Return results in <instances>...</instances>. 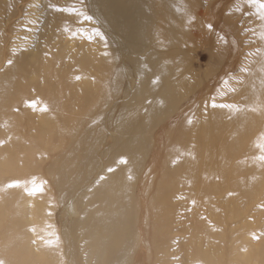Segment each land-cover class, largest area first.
<instances>
[{"label":"bare ground","instance_id":"obj_1","mask_svg":"<svg viewBox=\"0 0 264 264\" xmlns=\"http://www.w3.org/2000/svg\"><path fill=\"white\" fill-rule=\"evenodd\" d=\"M187 1L188 0H43L42 5L40 6L30 3V11L33 7L34 9L33 12H28L30 17L33 16L34 13L36 14L37 11L42 12V21L38 24V21L36 20L37 15L31 19L20 22L19 19L22 17L23 11L26 9L24 4L25 0H0V67L3 69V72L0 75V230L2 227L1 222L4 220V217L8 214L12 217L6 228L9 230L7 234L10 232V236L2 237L3 234L1 235L0 243H2V245H0V247L2 248L3 242L5 241L10 243V246L8 247H13L12 249H14L13 254L15 258L17 260H23L24 262H22V264H57V255H54V253H56L54 250L55 244L51 243L52 232L46 227L47 223L52 220L53 213L51 210H53V208H50L47 201H44L41 198L35 199V194H38V191H33L29 188V181H31L29 178L31 176L28 178L29 181H21L26 175H30L33 171L40 170V167H37L38 162L35 167L32 159L35 160V158L39 157H33L36 153L34 151L40 152L38 148L44 140H48L46 147L48 146L49 151H54L58 148L60 149L64 142H62V144L58 143V141L52 143V140L53 137H57L62 132L63 139L65 141L68 139L70 141V146H74H71L70 151L68 152L69 155L66 157L68 160L63 164L59 172L55 174L54 169L49 171L54 185L58 188V199L60 202H63L64 199L70 196H75V198L78 197V201L82 202L81 204H84V206L89 205L87 209H83L81 208L82 206H80L81 209L77 217V222L74 226H72L73 228H71L72 231L79 234V239L75 242V245L77 247H85L86 250L84 259L81 258V260L77 262L78 264H128L127 260L129 259L131 253L135 250H137L138 254L137 262L135 263L145 264L146 260L150 259V257H148L149 255L147 256V254H142V252H148L146 250L148 239H155L160 230V234H162V224L165 222L164 219L166 218L165 220H167L168 217L169 219L171 218V216L168 215L169 211L167 208L169 210L174 208L171 202H174L173 200H175L178 196L176 190L167 192L163 191L162 183L164 180L175 182L179 181V183L182 182V186L186 187V189L188 188L185 194H188L191 190V195H189L190 198L187 194L185 195L189 198L187 199L188 202L191 199L196 201L195 198H197V200L202 199L206 205L209 206L211 205L210 202H214L213 198L222 193L221 191L224 189L223 187V189L221 188V191L214 190L213 192H205V187L215 184L214 182L212 183V181L217 182V180H215L216 178L213 180L214 175H205L202 169H198V167L202 168V166L206 165V162H209V158L212 157L209 154V150L213 149L215 144H209V148L207 150L208 153H205V142L204 144H199L197 147L195 146V148L192 147L194 149L184 150V154L179 155L180 157H177L178 155H167L166 160L164 161L160 153H164L165 148V141L162 133L156 138V145L153 151V163L151 165L152 167L149 169L151 174L144 177V179H141V185L137 189L138 201L136 202L132 197L133 189L137 185L135 181L140 177L141 173L142 164L140 163V160L144 148L142 147V137L140 135L142 133H150L152 130V123L159 122L161 125L165 121L159 118L166 116V114L168 117L171 114H175L180 120L182 117V119L186 118L187 121L183 120V123L186 124L182 127V129L189 133H195L194 137L196 139H192L193 135L191 137H186L187 140H191L193 142L198 140L205 141V137H210L219 131L213 123H211L213 125L205 123V116H207L205 111L201 110L194 113L190 109L186 110L182 108V110H179L178 108L181 101L188 97L187 93L191 91L188 88L187 92L180 94L181 89L184 90L186 89L185 87H188L187 78L189 76L188 67L186 65L187 62L185 61L189 51H186L188 52L186 56L184 52L182 53L179 51L180 48L184 49L185 45L184 42L181 43L182 40L180 37L182 33L185 35L188 33V30L196 27L195 23H191L192 25L189 23L191 18L196 19L195 21L198 24L203 22L204 18L207 19L205 17V12L204 14L199 12L200 9H197L199 12L198 15L196 13L193 15L191 10L187 7ZM190 2L191 0L188 2L189 6ZM192 4L195 3L191 2V7ZM252 7L255 8L254 6ZM193 8L192 11L195 10H193ZM247 17L249 16L246 15V18ZM199 18H202L203 21H201L202 19L199 20ZM194 19H191V21H194ZM81 22L90 23L93 26L88 30H85L79 26ZM251 23H253L252 20ZM25 25L29 27V30H26L25 27H23ZM204 25L205 24L203 22L202 26ZM206 30L203 29V33ZM194 31L196 30H193V32ZM198 31L201 33L200 28ZM255 31L256 29L254 28V32ZM33 32L37 33L36 43L30 48H25L27 45L25 43L26 34L23 35V33H27L29 35ZM209 34L210 33H208V36ZM211 34L210 36H212ZM194 35L198 36V34ZM214 35L215 34L207 39L210 41L212 38L214 41ZM13 36L18 38L20 42L17 43V46H20V49L16 48L14 51L9 48L10 44L11 47L13 46ZM220 40L224 41V39ZM199 41L200 40H198V42ZM205 41L207 43V40ZM190 42L191 40L189 41V45ZM198 42L192 43H196L198 45ZM212 43L213 42H211V44ZM187 44L188 43H186V45ZM188 47L187 50H189ZM260 55L259 57L261 58ZM252 64L253 61L250 65ZM253 67L255 68L254 64L251 69ZM256 68L253 72L251 71V73L249 72V68L248 77L244 78V82L241 83V85L245 83V89L241 90V92L243 91L245 98L243 101L245 104L239 108L240 113L238 114L240 115V119L238 118L239 122L237 125H228L225 127V132L227 133L235 135L239 131L243 132L246 130L253 132L255 131L257 125L264 120V72H262L260 68ZM127 74L133 78L134 86L137 85L135 94L132 93L133 96L131 95L132 97L129 98L128 94L122 95V91H120L123 87V84L121 86V82L124 81ZM246 75L247 72L245 75L243 74V76ZM119 83L121 89L111 87L112 85H119ZM125 90L123 92H126ZM127 91L130 90L128 89ZM120 95H122L125 104L122 105V108H120V103L119 113L115 111L118 113V119L115 123L114 120L111 121V114L110 117H108V110L111 109L110 107L119 99V97H121ZM236 97L235 91V98ZM241 97L243 98V96ZM239 100L241 99L239 98ZM28 102H33V107L29 110L26 108V103ZM235 102L237 103V101ZM210 111V114H213L212 117H214L212 122H214V119L218 116V114L213 113L214 110ZM34 115L39 116L40 122L35 123L33 118ZM113 115H115V113ZM235 115H237V112ZM114 117L115 116H113V119ZM235 117L236 116L226 115L227 119L232 118L234 120ZM59 122L63 123L62 128L58 126ZM177 123L179 122H176L171 129H165L164 132L169 134L173 128H180V124L176 125ZM2 128L3 131L1 130ZM26 129H28L29 134L34 133L32 137H29L31 134L24 137L22 136L24 140L22 143L17 141V139L14 140L16 136L21 137V130L26 131ZM108 133L112 134L115 142H113V145L107 147L106 150H103L101 155H103L105 161L103 163L99 162L98 164L99 145L103 140L104 135L107 136ZM65 134H67V138L64 137ZM232 137L234 139L235 136ZM58 138L59 137H57V139ZM246 144L247 142L245 145ZM216 145H218L217 142ZM259 146L264 148V135H260L259 137ZM43 147L41 146V148ZM237 147L238 144L236 143L235 148ZM232 148L233 145L231 149ZM217 150H219L218 147ZM229 151L226 150L225 152L224 150L225 154L223 152L222 153L223 155L228 156ZM238 151L241 152L240 149H238ZM175 152L176 151H174V153ZM45 153L46 152H44V154ZM231 153L229 154L231 155ZM114 155L116 156L115 158H113ZM214 155L216 156L217 154ZM181 156L188 157L189 160L187 159L188 161L186 160L187 162H185V158H182L181 161H184V163H180L179 159ZM215 156L213 158H215ZM222 161L223 159L221 162ZM212 162H214L213 159L210 166L213 164ZM158 163H161L163 169L167 170L165 171V173L167 172L165 175L163 173V180L161 178L162 182L159 177L155 182V179L158 176ZM135 164H137V166H133ZM227 164L229 165V162ZM258 164L262 163L258 161ZM240 166L239 169H241ZM246 166L249 168L248 165ZM195 168H197L198 171ZM223 168L226 169L225 165ZM229 168L230 165L228 170ZM235 168L237 173H239L240 170H238L237 167ZM245 168L246 167H244L243 170L244 173L246 172ZM193 169L194 172L196 171V175L200 173V176H194L191 173ZM199 170L202 171L203 175H201ZM221 172L224 171L221 169ZM221 172L219 170V174L217 172V176H219ZM257 172H259V170ZM241 173H239V175H234L240 176ZM53 174L55 175L53 176ZM243 175L241 176L245 177V175ZM222 177L224 178L225 176ZM219 178L221 179V177ZM249 178L250 186L245 184L242 192L246 193L248 197H252L255 191L254 188L261 186L256 181L261 183V181L264 180V177H261L256 173H250ZM222 181L224 182V185H227L224 180ZM20 182L22 185L19 184ZM256 183L258 185H256ZM232 184L234 185V183ZM154 185H156V195L150 198L148 197L145 188L147 187L148 189V187L151 188ZM222 185L220 184V186ZM176 186L175 188L178 189ZM179 189L183 188L179 187ZM71 190L73 192H70ZM263 190L264 189H262V191ZM237 191H240V189H237ZM257 191L258 190L256 188V192ZM69 192L70 194H68ZM48 195L50 196L51 194ZM15 197H18L19 200L16 201ZM232 197H234V195ZM229 198H231V196ZM243 198L245 197L243 196ZM3 201L7 202L8 207L3 203ZM197 202L199 201H196V203L192 205L191 201V203L186 206H194ZM201 203L202 201H200V204ZM198 204L196 206H198ZM261 207L259 209H261ZM27 208H32L28 215L30 216V219H28V216L25 215ZM188 208H186V211ZM78 209L77 212L79 211ZM192 209L190 210L194 216L191 215L192 213L190 216H192L191 218H194L197 214H195V210ZM262 210L263 209H261V212ZM209 211L212 213V210ZM228 211L229 209H227V212ZM240 211L235 213H240ZM244 212L245 211H243V213ZM219 213L221 214L222 212ZM236 214L235 216L237 217L238 215ZM229 215L232 214L230 213ZM212 216L213 215H210V217ZM241 216L242 215H240V217ZM252 217L251 219H253ZM189 218L187 219L186 217L185 219L189 220ZM160 219L163 221L162 223ZM202 219L203 218L199 220L198 218L199 221L197 218L193 219L197 222L195 223L197 226L196 229L194 228L195 230L198 229V222H204V219ZM187 220H185V226ZM213 220H215V217ZM221 220L222 219L217 221L220 223ZM170 221L171 219L166 222L170 223ZM210 221L212 223V220ZM210 221L205 219V222L207 223ZM190 222L191 220L188 223L190 224ZM222 222H224V220ZM150 223L153 224L155 230V234L153 233L152 238L150 237L148 231ZM207 223H203L205 228H207V226L210 228ZM250 223L251 222L247 224ZM135 225L137 226V234L136 236H133L132 230ZM169 225L171 226V223ZM187 226L188 227H186L187 229L185 231H188L189 225ZM202 227L200 226L199 229ZM244 227L241 228L242 231ZM202 229L201 231H203ZM235 229L237 230L239 228H234V230ZM34 230H36V234L39 239L43 241L41 249L42 252L39 257L31 254L28 249V241L30 239L28 232ZM220 230L221 229L219 228V233H221ZM251 230L253 231V229ZM199 231H196V235L200 234ZM197 232L199 234H197ZM209 233L210 232H208V236ZM244 233L241 234L242 238H244L242 236ZM193 234L192 235L195 236V233ZM192 235L190 234V236ZM221 235H223V233H221ZM252 235L253 232L251 237H253ZM238 236L240 238V234H238ZM199 237H202V234H200ZM208 238L209 239L207 240H210V237ZM191 240L194 242V239ZM199 240L201 241V239ZM225 241L227 242V240ZM206 242L207 245L209 241ZM242 242L243 241H241V244ZM201 244L199 243L200 246ZM210 244H208V246H211ZM60 245H62V243ZM185 245H187V243H184V249ZM222 248L224 249L223 246ZM248 248H250L249 245L246 250ZM166 251L167 250H164V252ZM157 252L161 253V250H158ZM205 252L199 251L200 256H198L202 258L201 262L203 259L204 262L207 261L205 259ZM242 252H244V250H242ZM252 252L253 251H251V253ZM81 253H83V250ZM189 253L190 252L187 254ZM202 254H204V258L202 257ZM218 254L221 255V252L219 253L218 251ZM254 254L256 255V253ZM10 255L12 254L10 253L8 255L9 258ZM237 255L236 259L239 261L238 264L250 263L248 258L249 254H247V252L244 254L237 253ZM158 256L159 260L160 256L165 259V254L164 256ZM210 256L212 257V253ZM216 256L214 255V257ZM221 256L223 257V255ZM218 258H220L219 255ZM225 258L227 257L225 256ZM197 259L200 261V258ZM214 260L215 259L213 258V261ZM215 261H219V259ZM223 262H225V260ZM220 263L222 264V262H219V264ZM228 263L230 264V262Z\"/></svg>","mask_w":264,"mask_h":264},{"label":"rangeland","instance_id":"obj_2","mask_svg":"<svg viewBox=\"0 0 264 264\" xmlns=\"http://www.w3.org/2000/svg\"><path fill=\"white\" fill-rule=\"evenodd\" d=\"M42 1L43 0H25L24 4H25L26 9L23 11V15L19 19L20 22L26 21L27 19H31L32 17L37 15L36 20L38 21V24H40L42 21V15H41L42 12L37 11V13L36 14L34 13V15L31 17L28 15L29 14L28 12L30 11L29 8H31L30 7L31 4H35L36 6H40V5H42ZM189 1L190 0L187 1V7L191 10V13L193 15H195V13L198 15L199 12L202 14H204V12H205V14H206L205 17L207 19H205L203 17L204 18V21H203L202 18H199V20L202 19L201 21H203L205 24L204 25L205 27H204V26H202L203 22H201V23L199 22L201 24V27H200V24H198L195 21L196 19L191 18L192 20L194 19L195 22L191 21V19H190L189 23L190 24L195 23L196 27H194L193 29H190L191 32H190V30H188V33L185 35H183V33H182L181 37H180L182 40L181 43L184 42L185 45H184V49L180 48L179 51H181L182 53L184 52L185 56L188 53L186 51H189V54H187L188 58L187 57L185 58V61L187 62L186 65L188 67V74H189V76L187 78V86L188 87H185L186 89H184V90L181 89L180 94H184L185 92H187L188 88L191 91L187 93L188 97H186L185 99H183L181 101L178 108H179V110H182V108L186 109V110L190 109L194 113H196L197 111H201V110L205 111V113H207V116H205V123L210 124V125L214 124V126L217 129H219V131L214 133L210 137H205V141H201V140L197 139L198 141L193 142L191 140H187L186 137L187 136L191 137L193 135L192 139H196L194 137L195 133L194 134L191 132L189 133V132L182 129V127L185 126V124H186V123H183V120L187 121L186 118L182 119L183 118L182 117L180 120V119H178V116H176L175 114H171L169 117L166 114V116L159 118V119L164 120L166 123L164 122L161 125L159 122L152 123V126L151 125L150 126H151L153 131L151 130L150 133H144V134L142 133L140 135L142 137L141 138L142 147L144 148V149L142 148L143 153L141 155V160H140L141 161L140 163L142 164L141 165V173H140V177L137 178V180L135 181V183L137 185L133 189L132 197L134 198V200L136 202L138 201V190L137 189L141 185V179H144V177H147L149 174H151L149 169L152 167L151 165L153 163V158H154L153 151H154V148L156 145V138L158 137V135H160L162 133H163V138L165 141V148H164V153L163 152H160V153H161L162 159L164 161L166 160L167 155H175V156L178 155L177 157H180L179 155L184 154V150L194 149L195 146L197 147L199 144H204L205 142H206L205 143V153H206L208 148H209V144H213V145L215 144L213 149L209 150V154L212 156L209 158V162L205 163L206 164V165H204L205 167L204 166H202V168L198 167V169L199 168L202 169V171H203V173H205V175L206 174H211L212 176L214 175L213 180H214V178H216L215 180H217V182L212 181V183L214 182L215 184H213L211 186L210 185L206 186L204 189L205 192H209V191L213 192L214 190H220L221 191L222 187L224 189L222 188L223 189L221 191L222 193L220 192L221 194L219 193L220 195L215 197L217 199L213 198L215 203L210 202L211 203V205H209L210 207L208 205H206V203L202 199L197 200V198H195V199H196V201H199V202H197V204L199 203L198 204L199 208H198V206H196L197 204L194 205L197 208L194 206L189 207L190 205H188V206H186V205L190 204L191 201H192V205L194 203H196V201H194L192 199L189 200V202L187 200L190 198L189 195H191V190H190V192H188V194L186 193L189 197L188 198L187 196H185L186 195L185 192H187L188 188L186 189V187H183L182 182L179 183V181L175 182V181H165L164 180L162 183L163 184V191L167 192V191L176 190L177 195H178L177 198L175 200H173L174 202L175 201L176 202L175 203L171 202V204L174 206L175 209L172 208L171 210H169L167 208V210L169 211L168 215L171 216V218H170L171 219V221H170L171 226L169 225L170 224L169 222H166V221L170 220L169 217L167 218V220H165L166 218L164 219L165 222H163L161 220L163 218H161L160 219L161 223L163 222L162 234H160L161 230L159 229L160 231H159V233H157L158 236L155 239L154 238L150 239L149 236L147 235V237L149 239L147 242L146 250L148 252L145 253V251H143L144 253L142 252V254H144V255L147 254V256L149 255L148 257H150V259L146 260L145 264H160L162 262L164 264H185V263L186 264L187 263H189V264L190 263L191 264H197V263H199V264H203V263L204 264L205 263L206 264H219V262H222V264L223 263L229 264L228 262H230V264H232V263L238 264L239 261L236 259V257L238 256L237 253L238 254H244L245 252H247V254H249L248 258L250 260V263L248 262V264H256V263L257 264H264V190L262 191V189H264V180H262L263 182L261 181V183L259 181H256L259 185H261V186H258L261 189L258 187H255L256 185H258L256 183V185L254 186L255 187L254 188L255 194L253 193L252 197H248V195L246 193L242 192L243 186H245V184L250 186V178H249L250 173H256L257 175L264 177L263 176V174H264V170H263L264 169L263 168L264 167V148L259 146V137H260V135L261 136L264 135V133H263L264 132V120H262V122L257 125L255 131H253V132L245 130L243 132L239 131L235 135H233L232 133L225 132V127H227L228 125L236 126L237 123L239 122V120H238V118L240 119V115L238 114V113H240L239 108L245 104V102L243 101L245 99L244 95H243V91L241 92L242 89H245L244 88L245 83L243 85H241V83L244 82V80H245L244 78L248 77L249 68H250V71H249L250 73H251V71L253 72L255 70L256 66H257L256 69L264 68V56H262V55H264V49H263L264 48V41H262L260 39V33L262 31H264V21L260 19L259 14L256 11L257 9L253 8L252 5L248 3V0H233V1L232 0H191L192 3H195V4H192V7H191V2L189 3L190 6L188 5ZM205 4H206V6L207 5L208 6L206 7ZM241 5H242V7H241ZM193 7H195V8H193ZM192 8H193V10L194 9L195 10L192 11ZM33 9H34V7L31 9L32 12H33ZM38 9H39V7H38ZM197 9L198 10L200 9L199 12L197 11ZM252 9H253V11H252ZM250 13L251 14L254 13V14L251 15ZM209 14H210V16H209ZM246 15L249 16V17H247L249 19L246 18ZM251 20L253 23H251ZM211 21H212V23H211ZM254 21H255V23H254ZM21 24H23V23H21ZM217 25H218V27H217ZM79 26L81 28H84L85 30H88L93 25H91L90 23L81 22L79 24ZM209 26H211V27H209ZM23 27H25L26 30H29L28 26L25 25ZM199 28L201 29V33L199 32L200 30L198 31ZM202 28L204 30H206V29L207 30L204 31V33H203ZM254 28L256 29L255 32H254ZM208 29H209V31H208ZM193 30H196V31L193 32ZM257 31H259V32H257ZM207 32L210 34L212 32V34H211L212 36H213V34H215L214 35V41L212 38L210 39V41H209V39H207L209 37H212V36H210V34L208 36ZM256 33H258V34H256ZM24 34H26L25 35V39H26L25 43L27 44L25 46V48H30V47L34 46L36 43V40H37V33L33 32V33H30L29 35L27 33H23V35ZM194 34H198V36H195ZM203 35H204V37H203ZM255 35H257V36H255ZM13 37H14L13 46L11 47V44L9 45V48H11L12 51H14L16 48L20 49V46H17V43H20L19 39L15 38V36H13ZM200 37H203V38H200ZM220 39H222V40L224 39V41H221ZM188 40L189 41L191 40L190 45H189ZM198 40H200V41L198 42ZM205 40H207V43ZM203 41H204V43H203ZM192 42H198V45L196 43H192ZM211 42H213V43L211 44ZM258 42H260V43H258ZM186 43H188V44L186 45ZM14 44H15V46H14ZM187 47L189 50H187ZM258 52H260V53H258ZM231 53H232V55H231ZM258 54L259 55L261 54L260 55L261 58L259 57ZM256 59H257V63H256ZM252 61H253L255 68L253 67L251 69V67L253 66V64L250 65L252 63ZM188 62H190L191 64ZM259 64H260V66H259ZM245 69H247L248 71H245ZM2 72H3V69H2V67H0V75L2 74ZM246 72H247V75L243 76V74L245 75ZM262 72H264V71H262ZM122 84H123V87H122V90H120ZM192 84H193V86H192ZM237 84H239L240 86ZM121 86L119 83V85H112L111 87H116L117 89L120 88L119 90L122 91V95L128 94V98L132 97L133 94H135V92H136L135 90L137 89V85L134 86L133 78L128 74L126 75V78L124 79V81L121 82ZM223 86H224V88H223ZM125 89H127V90L129 89L130 91H127ZM124 90L126 92H123ZM235 91H236L237 97L240 95L238 97V99H237V97L235 98ZM122 95H120L121 97H119V99L110 107L112 110L111 109L108 110V113H109L108 117H110V114L112 115L111 121L114 120V122L115 121L117 122L118 113L120 111L119 109L122 108L123 107L122 105L125 104L124 99L122 98ZM200 95H201V97H200ZM241 96H243V98ZM239 98L241 100H239ZM232 99H234V100H232ZM235 101H237V103ZM28 103H30V104H28ZM28 103H26L27 104L26 108L29 110L33 107V102H28ZM120 103H121V106H120ZM210 104H211V106H210ZM114 106L116 107L117 110L115 109ZM119 106H120V108H119ZM34 107H35V105H34ZM228 107H229V109H228ZM210 110H214L213 113L218 114V116L215 117L214 122H212V119L214 117H212L213 114H210V112H211ZM115 111L118 113H116ZM236 112H237V115H235ZM114 113H115V115H113ZM226 115H231V116H236V117L234 120L232 118L227 119ZM113 116H115L114 119H113ZM33 118L35 120V123L40 122V118L38 115H36V116L34 115ZM220 119H221V121H220ZM208 120H210V121H208ZM176 122H179L176 125L180 124L179 125L180 128L179 127L173 128V130L169 134L167 132L166 133L164 132L165 129H168V130L171 129ZM211 123H213V124H211ZM207 124H205V125H207ZM62 125H63V123H60V122L58 123V126H60V128H62ZM221 127H222V129H221ZM259 129H260V133H259ZM1 130L3 131V128ZM154 131H155V133H154ZM21 134H22V135H20L21 137L16 136L14 140L17 139V141L22 143V141H24L22 136L24 137L26 135L31 134L29 137H32L34 133L29 134L28 129H26V131L21 130ZM60 134H61V136H60ZM60 134L57 136V137H59L58 139H57V137H55V138L53 137L52 143L58 141V143L62 144V142H64V144H62V146H61L62 148L60 147V149L58 148V149L54 150L55 152L49 151L48 146L46 147V145L48 144V140L47 141L44 140L43 143H41L39 148H38V150H40V152L42 150L41 153H43V154H41L39 151H34V152H36L35 153L36 155L34 154L33 157L34 158H35V156H39V157L35 158V160L32 159L33 165L35 167H36V163L38 162L37 167H40V170L39 171H33L30 175H26L25 177H23L21 182H23V180L29 181V179H30L31 180V181H29L30 190L38 191V194H35V199L41 198L44 201H47L49 203V206L51 209L53 208V210H51V212L53 213L52 214V220L49 223H47L46 227L48 230H50L52 232L51 243L55 244L54 250L56 253H54V255H57V262L56 263L57 264H72V263L78 264L77 262L80 261L81 258L84 259L85 254H86V250H85V247L84 248L83 247H77L75 245V242L79 239V234L77 232L72 231L71 228H73L72 226H74L77 222V217L80 213V209L81 208L87 209L89 205L84 206V204H81L82 202L78 201V199H77L78 197L75 198V196H70V197L64 199L63 202H60L58 199V188L54 185V182L52 180V177H51L49 171L54 169L55 174L58 173L59 170L62 168L63 164L68 160V159H66V157L69 155L68 152L70 151L71 146H74V145L70 146V141L68 139H66V141L63 139V136H62L63 132ZM166 134H167V137H166ZM143 136H145V137H143ZM232 136H235L236 139H235V137L233 139ZM64 137L67 138L68 137L67 134H65ZM113 138L114 137L112 136L111 133H108L107 136L104 135V138L101 141V143L99 145V149H98L99 150L98 151V156H99L98 157V164H99V162L103 163L105 161L103 155H101V154L103 153V150H106L107 147L113 145V142H115L113 140ZM227 138H228V140H227ZM209 140H211V141H209ZM231 140H233V141H231ZM216 142L218 145L219 144L220 145L219 146L216 145ZM246 142H247V144L245 145ZM44 143H46V144H44ZM236 143L238 144L237 148H235ZM43 144H44V147H43ZM57 144H56V146H57ZM232 145H233V148L231 149ZM41 146L43 148H41ZM192 147H194V148H192ZM217 147L219 150H217ZM238 149H240L241 152H239ZM224 150H225V152H226V150L227 151L230 150L228 152V156L223 155V153L225 154ZM174 151H176L175 152L176 154L174 153ZM37 152H38V154H37ZM44 152H46V153L44 154ZM229 153H231V155ZM259 153H260V155H259ZM214 154H217V155L215 156ZM220 155H222L224 157H222ZM214 156H215V158H213ZM115 157L116 156L114 155L113 158H115ZM217 157L220 158L221 160L223 159V161L221 162V160L218 159ZM182 158L183 159L185 158L184 159L185 162H187L189 160L188 157L181 156V158L179 159L180 163L181 162L184 163V161H181ZM212 159L214 162H212L213 164L210 166ZM237 161L240 162L241 164L238 163ZM258 161H260V163H262L263 165L258 164ZM218 162H221V163H218ZM228 162L230 165L229 170H228L229 165L227 164ZM235 162H237V163H235ZM224 165H225L227 170L225 168H223ZM227 165H228V167H227ZM240 165H242V166H240ZM246 165H248L249 168H247ZM133 166H137V164H135ZM239 166L241 167V169H239ZM243 166L247 168V169L245 168V171H246L245 173H247L248 175L244 173V171H243L244 167ZM220 167H222V168H220ZM235 167H237V169L240 170L239 173L242 172L241 175H243V173H244L245 177H242L241 175L238 176L239 173H237V170ZM195 169L198 171L197 168H195ZM208 169H210V170H208ZM221 169L224 172H221ZM219 170L222 173V175L220 173L221 176L220 175L217 176V172L219 174ZM225 170H226V172H225ZM233 170H234V173H233ZM258 170H259V172H257ZM165 171H167V170L163 169L162 164L158 163V169H157V175L158 176L156 177L155 182L158 180V177L160 178V181H161V178L163 180V177H162L163 173H164V175L167 173V172L165 173ZM202 171L199 170V172H201V175H203ZM195 172L193 169V171L191 173L194 176H200V173H198L196 175ZM55 174H53V176ZM234 174H238V175H234ZM233 175L235 178L233 177ZM222 176H225L224 177L225 179ZM209 177H210V175H209ZM219 177H221V179L224 180L225 184H227V185H224V182ZM231 179H233V180H231ZM21 182L19 183L20 185H22ZM219 183L221 185L223 183V185L220 186ZM232 183H234L235 186ZM170 184H171V186H170ZM174 185L175 186L178 185V186H176V187H178V189L175 188ZM214 185H215V187H214ZM155 186L156 185H154L151 188L148 187V189H147V187L145 188V191L147 192L148 197L152 198L156 195ZM168 186H170V187H168ZM179 187H182L183 189H179ZM233 187H235V188H233ZM236 188L240 189V191H237ZM256 188L258 190L257 192H256ZM45 189H46V194H45ZM47 189H49V190H47ZM157 189H159V188H157ZM83 191H85V190H83ZM231 191H233V192H231ZM50 192H52V193H50ZM70 192H73V191L71 190ZM70 192L68 194H70ZM261 192H263V193H261ZM19 193H20V191H19ZM48 194H51V195L49 196ZM244 194H246L248 198ZM229 195L231 196V198H229L230 197ZM233 195H234V197H232ZM243 196L245 198H243ZM74 198H75V200H74ZM250 198L253 202L250 200ZM255 198H258V199H255ZM15 200L16 201L19 200L18 197H15ZM213 200H211V201H213ZM200 201H202L201 204L203 206L200 204ZM227 201H228V203H227ZM3 203L5 205H7V207H8V204L6 201H3ZM261 205H262V207H261ZM80 206H82V207L80 208ZM84 207H86V208H84ZM183 207H185V208H183ZM218 207H220V208H218ZM260 207H261V209H263L262 212H261V209H259ZM186 208H188L187 211H186ZM207 208H208V211H207ZM230 208L232 211L230 210ZM77 209L79 210L78 212H77ZM181 209H182V211H181ZM190 209L195 210L196 213L195 212L194 213L197 215H195L194 218H197V220H198V218H199V220H201V218H203L204 219V220L202 219L204 221V222L202 221L203 223H207V222H205V219L207 221L212 220V223H211V221L209 223H207V225H209L210 228L206 224L205 225L207 226V228H205L204 224L200 223L201 221L198 222L199 226H198L197 230L198 231L200 230L199 232H200V234H202V237H199L200 234L198 232H197V234H199V235H196L197 230H195V229L197 226L195 225V223H197V222H196V220L195 221L193 220L194 218H191L192 216H194V214L192 213V211ZM220 209L223 211H221ZM227 209H229L228 212H227ZM31 210H32V208H29V209L27 208L25 211V215L28 216L29 212H31ZM209 210H212V213ZM225 211L227 212V214ZM239 211H240V213H237V214L235 213V212H239ZM243 211H245L246 213L245 212L243 213ZM258 211H260L261 213ZM219 212H222V213L220 214ZM201 213L204 215H202ZM230 213L232 215H229ZM190 214L192 216H190ZM235 214L238 216L236 217ZM8 215H9V217H11L10 214H8ZM8 215L6 217H4L5 223H4V220H2V222H1V224H2L1 230L2 231L0 230V237L2 234H3L2 237H9L10 236V232L7 234V232L9 230L6 228L8 226V223L11 221L12 217L9 218ZM210 215H213V216L210 217ZM226 215L228 216V218ZM240 215H242V216L240 217ZM221 216L222 217L224 216V217L222 218ZM186 217H187V219L190 217L189 220L185 219ZM214 217H215V220H213ZM235 217H236V219H235ZM251 217L253 219H251ZM246 218L247 219L249 218L248 221ZM28 219H30V216H28ZM220 219H222V220L219 223L218 221H220ZM239 219H241V220H239ZM185 220H187L186 226H185ZM190 220H191V222L189 224L188 222ZM223 220L226 224L224 222H222ZM230 220L233 222H231ZM213 222H214V224H213ZM249 222H251V223L247 224ZM187 225H189V228H188V231H185L187 229L186 227H188ZM194 225H195V227H194ZM211 225H212V228H211ZM235 225H236V227H235ZM240 225L242 227L245 226L243 231L241 230L242 227ZM200 226L201 227L203 226L202 227L203 229L202 228L201 229L204 232L201 231V229H199ZM256 226H257V228H256ZM166 228H168V229H166ZM219 228L221 229L220 232L223 233V235H221V233H219V231H218ZM234 228H239V229H237V230L235 229L236 230L235 231ZM163 229H165L166 231ZM210 229H212V230H210ZM246 229H248V230H246ZM251 229H253V231ZM148 231H149L150 237L152 238L153 233L155 234V230H154L152 223H150ZM2 232H4V233H2ZM65 232L67 235L65 234ZM208 232H210L209 236H208ZM233 232H235V233H233ZM244 232H246V233H244ZM247 232L250 234H248ZM252 232H253V235H252L253 237H251ZM193 233H195V236L197 238L195 236H193L194 235ZM242 233H244L242 236L245 239L241 237ZM76 234H78V235H76ZM136 234H137V226L135 225L133 227V230H132V235L136 236ZM190 234L191 235L193 234V235L190 236ZM211 234H212V236H211ZM214 234H215V236L216 235L217 236L215 237ZM238 234H240L241 240H240ZM245 234H246V236H245ZM247 234H248V236H247ZM28 235L30 237V239L28 241V249L31 252V254H33L36 257H39V255L42 252L41 249H42L43 241L41 239H39V237L37 236L36 230L29 231ZM61 235H62V237H61ZM169 235H171V236H169ZM207 236L210 237L211 242H210V240H207V239H209ZM221 236H223V237L226 236V237H224V239L227 240V242ZM191 239H194V242ZM199 239H201L202 242ZM190 240H191L192 245L190 243ZM206 241H209L208 244L211 243L210 244L211 246H208V244L206 245V243H207ZM213 241H214V243H213ZM241 241H243L242 244H241ZM61 243H62V245H60ZM184 243H187V245H185V249L183 247ZM199 243L200 244L202 243L201 246L199 245ZM243 244H245V245H243ZM0 245H2V243H0ZM220 245H221V247H220ZM231 245H232V247H231ZM242 245H243V248H242ZM248 245L250 246V248H248L246 250ZM8 246H10V243L5 241V242H3V246H2L3 249L0 247V264H22V262H24V261L19 260V259L17 260L13 254V250H14V249H12L13 247H8ZM199 246H200V248H199ZM203 246H204V248H203ZM222 246L224 247L227 254L224 251V249L222 248ZM186 247H187V253L190 252L191 254L186 253ZM239 247L241 250L239 249ZM188 248H189V250H188ZM163 249L167 250V251L164 252ZM238 249H239V251H238ZM82 250H83V253H81ZM158 250L159 251L161 250V253L160 252L158 253L157 252ZM236 250H237V252H236ZM242 250H244V252H242ZM162 251L164 252L165 256H164ZM199 251L200 252L206 251L204 254H205V259L207 261L204 262V259H203L201 262L202 258L199 257L200 256ZM218 251H219V253L221 252V255H223V257L220 254H218ZM223 251H224L225 255H224ZM251 251H253V252L251 253ZM156 252H157V254H156ZM210 252L212 253V257L215 260L219 259V261H215V260L213 261V258L210 256L211 255ZM10 253L12 255H10V258H9L8 255ZM216 253H217V256H216ZM254 253H256V255ZM204 254H202V257L204 256ZM231 254H233V255H231ZM131 255H132V258H131ZM131 255H130L129 259L127 260L128 264H131V263L136 264L135 262H137V256H138L137 250H135L133 253H131ZM158 255L164 256L165 259L160 256V260H159ZM214 255L217 258L214 257ZM218 255L220 258H218ZM225 256L227 258H225ZM71 257L73 258V260ZM210 257H211V260H210ZM74 258L76 260V263H75ZM197 258H200V261ZM71 260L74 262H72ZM193 260L195 261V263ZM224 260H225V262H223ZM23 264H25V263H23Z\"/></svg>","mask_w":264,"mask_h":264},{"label":"snow or ice","instance_id":"obj_3","mask_svg":"<svg viewBox=\"0 0 264 264\" xmlns=\"http://www.w3.org/2000/svg\"><path fill=\"white\" fill-rule=\"evenodd\" d=\"M248 3L257 9L260 19L264 20V0H248ZM260 39L264 41V31L260 33ZM245 71L248 70L245 69ZM261 71H264V68H262Z\"/></svg>","mask_w":264,"mask_h":264}]
</instances>
